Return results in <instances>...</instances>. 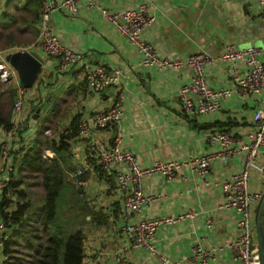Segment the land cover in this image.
<instances>
[{
  "label": "crops",
  "instance_id": "obj_1",
  "mask_svg": "<svg viewBox=\"0 0 264 264\" xmlns=\"http://www.w3.org/2000/svg\"><path fill=\"white\" fill-rule=\"evenodd\" d=\"M143 1L148 2L154 19L143 29L142 37L155 46L159 55L168 58H185L197 52L217 55L226 44H233L236 48L257 46L264 62V4L259 1L101 0L99 5L120 11L138 8ZM77 5L76 14L64 8L52 13L56 33L65 44L81 52L90 65L109 70L120 67L123 74L116 86L94 90L86 83L80 66L58 69L56 58L34 43L40 0H0V57L15 50H28L41 62L35 81L27 87L20 133L25 147L16 155L17 167L31 148L38 129L51 137L75 131L82 118L113 104L121 91V148L132 152L140 166H150L156 160L180 163L172 179L160 173L144 177V192L159 197L143 205L139 215L131 220L195 213L157 227L154 236L157 254L144 247L130 246L129 237L123 231L125 220L120 216L124 192L115 183L114 171L103 170L89 152L93 139L100 147L110 145L114 130L107 127L84 136L76 133L69 139L65 172L79 188L80 200L90 209L82 226V264H117L120 255L134 264H160L159 256L177 264H200L190 258L195 245L214 248V255L206 264H238L225 244L238 233L240 212L222 206L224 196L218 181L240 170L244 156L241 146L254 137L252 115L256 107L264 106V89L248 96L232 92L222 100L219 110L186 115L182 111L179 90L191 80L190 68L160 69L153 64H143L141 53L104 18L99 6H89L88 0H78ZM225 65V61L205 65L209 86H233ZM239 67L242 72L247 70L243 61L239 62ZM3 84L14 96L13 81ZM215 130L230 131L235 137L236 150L228 156L210 158L203 178L187 162L220 150L218 141L209 140ZM43 155L52 158L55 152L44 148ZM79 166L83 168L81 186L73 176ZM118 167L128 170L125 165ZM21 172L40 178L39 173H30L27 168ZM204 179L211 183L205 184ZM249 188L261 194V198L251 204L252 244L264 264V150L257 157V167L250 173ZM208 218L211 219L209 224Z\"/></svg>",
  "mask_w": 264,
  "mask_h": 264
},
{
  "label": "built area",
  "instance_id": "obj_2",
  "mask_svg": "<svg viewBox=\"0 0 264 264\" xmlns=\"http://www.w3.org/2000/svg\"><path fill=\"white\" fill-rule=\"evenodd\" d=\"M101 0H88L89 6H99L104 18L114 24L127 41L141 53L143 64H153L158 68L170 67L180 69L190 68L191 80L180 87L182 111L186 115L205 114L221 108L222 100L232 92L241 96L259 93L264 89V62L260 59V49L257 46L236 48L233 44H226L217 55L208 52L191 53L185 58H168L158 54L155 46L142 37L143 29L153 22V16L149 12L147 1H143L138 8L110 11L100 6ZM264 4V0H257ZM78 0H40L38 34L35 42L40 49L56 58L57 67L64 70L73 65H78L83 70L86 83L94 90H103L110 86H116L123 70L120 67L106 69L102 66H92L83 57V54L60 40L55 27L51 22L52 13L58 8H64L71 14L79 11ZM213 61H225V70L229 73L233 86L213 88L207 83L204 67ZM243 61L247 67L242 72L239 62ZM0 77L4 82L13 81L14 96L11 110L10 124H0V169L5 174L7 170H13L10 160L11 151L24 149L25 144L20 139L21 126L24 122V103L27 87L18 79L16 70L0 57ZM123 94H117L116 101L110 106L97 109L87 114L78 123V134L87 135L92 130L111 127L113 131L112 143L106 147H100L96 139L91 140L89 152L100 167L105 171H114L115 183L124 192L122 210L120 216L125 220L123 231L129 237V245L144 247L153 254H157L154 236L157 227L162 223H171L184 217L192 216L195 212L189 211L177 215H162L157 218H141L133 221V216L139 215L142 206L157 199V194H146L142 187L143 179L151 173L163 174L167 179H172L175 170L180 165L175 160H156L150 166H140L134 154L121 148V116ZM254 137L244 143L241 148L244 151L240 170L221 178L220 184L224 196L222 206L234 208L240 212L238 219V233L236 237L228 241V246L233 259L238 264H261V254L252 244V210L253 200L261 198V194L249 188V177L253 168L257 167V157L264 150V106H258L253 111ZM211 142L218 141L220 150L191 158L187 163L201 177L204 178L209 169V160L214 156H228L236 150L233 146L235 137L228 130H215L209 135ZM119 165L127 166L124 170ZM261 168V167H260ZM82 167H77L73 172L78 186L84 183L80 177ZM6 179L0 175V188ZM205 184L211 183L203 180ZM130 220V221H129ZM208 224L211 219H207ZM4 221H0V236L7 231ZM214 255V248H204L195 245L192 248L190 258L200 264H206ZM160 264H177L163 256ZM117 264H134L124 256L117 258Z\"/></svg>",
  "mask_w": 264,
  "mask_h": 264
},
{
  "label": "trees",
  "instance_id": "obj_3",
  "mask_svg": "<svg viewBox=\"0 0 264 264\" xmlns=\"http://www.w3.org/2000/svg\"><path fill=\"white\" fill-rule=\"evenodd\" d=\"M12 102L11 89L4 86L0 77V124H10ZM76 133L78 129L51 137L43 135V129H38L31 148L16 168L19 173L15 174L14 168L0 188V221L11 229L8 234L5 232L0 236L2 252L7 254L4 264H82V226L90 215V209L80 200L79 188L65 172L69 139ZM44 148L53 150L55 156L44 157ZM24 168L30 173L40 174L35 183L39 182L43 191L41 201L35 206L22 186L25 178L20 171ZM60 196L66 199L64 202L67 204L63 213L59 211ZM21 238L25 240L26 247L22 256L15 251Z\"/></svg>",
  "mask_w": 264,
  "mask_h": 264
},
{
  "label": "rangeland",
  "instance_id": "obj_4",
  "mask_svg": "<svg viewBox=\"0 0 264 264\" xmlns=\"http://www.w3.org/2000/svg\"><path fill=\"white\" fill-rule=\"evenodd\" d=\"M1 81L3 83H5L2 79H1ZM12 106H13V102H12ZM12 106H11V110H12ZM0 146H1V139H0ZM20 152H23V149L20 150V151H17V150L13 149L11 151L10 160L12 161L11 167L13 168V171L16 169L17 164H18V160L16 161V155L18 153H20ZM0 161H1V157H0ZM2 172L3 171L0 169V175L4 176V178L7 179L9 177V174L12 172V170H7L5 174H1ZM14 172H16L15 174L19 173V171L18 172L14 171ZM21 173L24 174V177L26 179V181H24V183H22V186L25 189L27 196L30 197L32 200H34V202H33L34 204L35 203L36 204L39 203L41 201L40 199H41V194H42L43 188H42V185L39 184V182L35 183V181L37 179H39L38 176L34 178L33 176L31 177V175H25L26 174L25 172H21ZM27 176L30 177V179H28ZM27 181H29V183H26ZM64 195H66V194H64ZM14 198H15V196H14ZM64 200H66V199H63V197H61V196L58 199L59 211L62 212V213L65 212V210H67V209H65L67 204H66V202H64ZM69 213H71V212H69ZM10 230L7 229V231H5L6 234H8L10 232ZM5 232L3 234H5ZM19 242H20V244H18L16 246L15 251H17L18 255L22 256L26 252V247H25V243H24L23 239H20ZM2 245H3V243H2V240L0 239V264H4V261H5L6 257H7V254L5 255V253L2 252L3 251Z\"/></svg>",
  "mask_w": 264,
  "mask_h": 264
},
{
  "label": "water",
  "instance_id": "obj_5",
  "mask_svg": "<svg viewBox=\"0 0 264 264\" xmlns=\"http://www.w3.org/2000/svg\"><path fill=\"white\" fill-rule=\"evenodd\" d=\"M4 60L16 70L19 82L25 87H29L33 84L41 69L40 60L28 50H15L8 52L5 55ZM258 223L260 226L261 213L258 217ZM262 259H264L263 253Z\"/></svg>",
  "mask_w": 264,
  "mask_h": 264
}]
</instances>
